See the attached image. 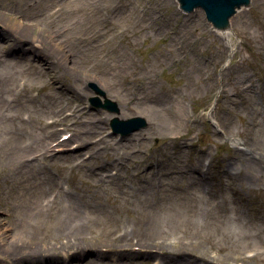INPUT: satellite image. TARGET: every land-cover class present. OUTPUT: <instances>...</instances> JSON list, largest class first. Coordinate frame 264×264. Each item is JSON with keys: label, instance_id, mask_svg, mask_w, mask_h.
<instances>
[{"label": "rangeland", "instance_id": "374dc122", "mask_svg": "<svg viewBox=\"0 0 264 264\" xmlns=\"http://www.w3.org/2000/svg\"><path fill=\"white\" fill-rule=\"evenodd\" d=\"M42 1L46 6L40 10L33 7V0L28 1V6L38 12L32 19L22 2L1 0L0 77L5 78L7 88L0 90V114L7 110L23 124L16 128L15 134L19 137L17 131L27 132L24 143L33 142V126L42 136L56 129L57 133L48 141L54 145L62 135L76 132V125L88 121L89 126H99L88 136L90 146L98 145L101 152L94 158L89 146L77 145L70 150L80 140L68 138L60 145L63 151L47 155L48 172L44 174L52 178L51 189L57 193L69 186L75 197L103 206L112 220L133 223L137 201L129 197L137 194L136 188H124L122 194L109 195L96 192L98 186L92 185L115 171L122 176L111 163L112 158L127 159L130 173L135 167L132 159L151 157L148 161H158L161 178L169 177L168 163L178 160L192 170L198 158L211 160L206 179L209 195L203 192L194 201L195 208L188 206L185 223L168 228V222L153 238L186 235L202 245L193 254L213 264H264V0H249L227 21L233 30L232 53L226 38L221 36L228 32L223 28L225 24L224 30L217 25L212 27L202 8L187 14L178 0H63L66 6L56 0ZM12 4H15L13 12ZM55 5L62 6L63 11L47 24L43 14L47 15ZM117 11L121 12L114 20L112 16ZM28 23L36 29L28 44L20 46L36 49L32 42L40 45L43 39L50 46L56 43L59 48L66 47L67 54L78 55L73 70L48 52L45 55L14 52L15 45L21 43L11 36L13 30L7 28L11 25L22 29ZM72 35L75 39L90 36L84 50L69 42ZM95 76H106L111 90L102 87L105 79L101 86L97 84ZM90 84L100 87L103 95ZM90 97H99L103 104L110 99L119 113L93 108ZM75 106L84 113H75L73 117ZM70 111L73 115L66 117ZM113 116L143 117L148 125L121 138L110 130ZM54 120L62 123L49 126L48 121ZM232 140H241L243 151L236 150ZM40 149L35 147L31 152ZM127 152L130 154L125 155ZM57 156H62L61 162L54 163ZM79 156L84 165L76 167ZM1 162L0 215L4 218L5 204L13 203L12 188H5L8 180L4 174L12 172L10 166ZM102 164L107 168L100 171ZM91 168L99 173L95 174L97 180L80 183L83 171L92 173ZM156 176L153 173V178ZM126 181L131 186L138 183ZM168 188L162 186L157 190L161 206L175 200ZM182 189L181 186L173 192L178 195ZM13 190L12 198L20 195L16 187ZM47 195L48 192L36 196L41 200ZM206 198L211 200L208 202ZM125 262L153 264L143 258ZM203 262L195 259L194 264Z\"/></svg>", "mask_w": 264, "mask_h": 264}, {"label": "bare ground", "instance_id": "6f19581e", "mask_svg": "<svg viewBox=\"0 0 264 264\" xmlns=\"http://www.w3.org/2000/svg\"><path fill=\"white\" fill-rule=\"evenodd\" d=\"M17 1L20 4L23 0ZM28 1L24 0L22 3L25 4L31 18H36L38 12L35 9L44 8L46 3L42 0H33L32 4L35 5L33 7H36L34 9L28 6ZM56 1L66 6L65 1ZM14 7L15 4L10 6L12 12ZM55 7L49 16L43 14V19L47 24H50L53 21L50 20L63 11V8H59V5H55ZM118 12L120 13L121 11H117L112 16L114 20H117L116 15ZM31 23H28L22 29L7 25L8 31L13 30L11 36L21 43L15 45L14 52L33 53V55L40 52L44 53L41 55H45L48 52L50 55L54 54L62 62V65L73 70L72 66L78 55L73 54L71 56L67 54L66 47L59 48L56 43H54V46H50L43 39L40 41V45L35 44V40L32 42V46L36 49L20 46L22 43L23 45L28 44L32 31L36 29ZM40 25L43 24L40 23ZM63 30H66V28H62ZM221 36L226 38L227 43L232 48L233 39L230 37L231 34L227 32L226 35ZM89 38L90 36H84L75 39L72 35L69 42H75V44L79 45L78 47L81 51L84 50ZM49 62L55 63L54 59ZM2 63H5V61H2ZM95 77H98L96 82L100 86L105 79L106 83L102 87L108 91L111 90L110 82H108L106 76L105 78ZM4 80L5 78L0 77V90H6L7 88V83ZM55 92L60 94V91ZM56 94L53 95L56 96ZM66 102L68 103L69 100H66ZM49 104L50 102L46 103L47 106ZM47 106L45 110H47ZM6 112L8 111L3 110L2 114H0V162L3 160L1 164L11 167L10 171L12 173L5 171L4 178L8 180L5 183V188L7 190L12 188L10 194L13 203L9 201L5 204L3 208L6 211L4 218L0 215V264H44L46 262L51 264H137L125 262L136 258H143L148 262L159 259L161 264L195 263L194 258L197 255L193 254V252L201 250L202 246L197 240L194 242L191 238L187 239L186 235L175 234L173 237L178 242L182 239H187L188 241H183L181 245H178V242L173 245L170 238L171 234L167 235V237L161 234L163 236L161 238H153L152 235L164 230L168 222V228H175L178 223L182 221L185 223L188 219V206H192V208L194 206L195 208L194 201L202 197L201 194L206 189L205 175L198 169V164L193 167V172L191 167L188 168L184 162L177 160L174 164L168 163L169 177L156 179L153 178V164L151 162L145 163V161L140 160L138 161L139 163H135L132 161L136 164V167L130 178L134 175L133 178L141 183L137 194L135 193L129 197L131 200L137 201V206L133 211L137 216L133 223L118 222L106 216L107 211L103 206L93 202L89 204L88 201L75 197L73 191H58L55 193L51 189L52 178L44 174L47 169L44 168L43 171L38 164L39 159L32 156H34V153L39 152V155L44 160L47 159L45 153L48 150H54L48 141L55 136L57 130H52V132L42 136V133L38 132V128L33 126L34 134L31 138L33 142L24 143L26 141L24 138L28 135L27 132L22 131L19 134V131H17L19 137L15 134L16 128L23 124L21 125L16 121L13 113L8 114ZM74 112L81 114L83 110L76 109ZM59 123L60 121L54 120L49 123V126L55 127ZM76 126L75 130L77 133H73V137H76L78 141L80 140L79 147L89 146L88 151L95 158L101 152L97 146H90L91 139L88 135L95 132L99 126H89L88 121ZM20 138L22 139L21 143H19ZM123 146H127V144H123ZM35 147L41 149L31 152ZM129 154L127 152L125 155ZM242 155H240L239 160ZM61 158L62 156H57L53 159V162H61ZM78 158L76 157V167L84 165V160L80 156ZM111 163L119 167L121 172L126 170L125 166L127 163L124 162L123 158H112ZM178 167L179 170L176 171ZM91 171L92 173L89 174L83 171L84 177L80 178V183L90 184L94 178L97 180L95 174L97 173L98 175L99 173L92 168ZM176 173L179 174L177 175ZM196 173H198V176ZM106 178L96 181L95 185L92 184L93 186H98L95 187L96 192L109 193V195L115 192L117 194L125 192L123 181L122 184L119 183L120 177L111 176ZM162 186H165V188L169 187L167 190H171L170 193L175 200L167 201L165 205L161 206L156 196L158 195V188ZM181 186L183 191L181 190L178 195L173 192L180 189ZM15 187L20 194L17 196L18 198H12L14 195L12 191H14ZM29 192L32 194L30 197L28 196ZM47 192L48 195L39 200L37 196L47 194ZM206 199L208 202L211 200V198ZM0 207H3L1 203ZM87 234H90V236H87ZM71 238L74 239L71 240ZM136 246L139 249L134 248ZM70 251H74L71 256L69 255ZM205 261L204 264H213L207 259Z\"/></svg>", "mask_w": 264, "mask_h": 264}, {"label": "water", "instance_id": "95a60500", "mask_svg": "<svg viewBox=\"0 0 264 264\" xmlns=\"http://www.w3.org/2000/svg\"><path fill=\"white\" fill-rule=\"evenodd\" d=\"M249 0H182L183 5L187 9H193L195 7L203 8L206 12L207 17L217 25L223 26L227 20L232 17L236 8L243 6L248 3ZM108 103H110L108 101ZM107 103V104H108ZM110 104H108L109 106ZM107 106V107H108ZM125 129L121 124H114L115 130L122 132L123 134L131 132L140 128L145 124L144 119H130L127 121Z\"/></svg>", "mask_w": 264, "mask_h": 264}]
</instances>
